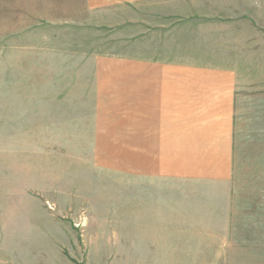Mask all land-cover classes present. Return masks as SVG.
I'll return each mask as SVG.
<instances>
[{
    "label": "rangeland",
    "instance_id": "374dc122",
    "mask_svg": "<svg viewBox=\"0 0 264 264\" xmlns=\"http://www.w3.org/2000/svg\"><path fill=\"white\" fill-rule=\"evenodd\" d=\"M140 57L233 60L228 183L99 162L91 81ZM0 264H264V0H0Z\"/></svg>",
    "mask_w": 264,
    "mask_h": 264
},
{
    "label": "crops",
    "instance_id": "0c3cea01",
    "mask_svg": "<svg viewBox=\"0 0 264 264\" xmlns=\"http://www.w3.org/2000/svg\"><path fill=\"white\" fill-rule=\"evenodd\" d=\"M115 61V60H112ZM120 73L93 76L89 137L100 163L113 162L148 195L153 185L231 179L239 74L232 61L140 57ZM163 184V185H164ZM146 191V192H145ZM136 198L134 225L153 226L151 197Z\"/></svg>",
    "mask_w": 264,
    "mask_h": 264
}]
</instances>
